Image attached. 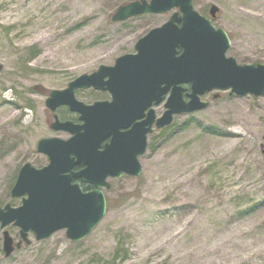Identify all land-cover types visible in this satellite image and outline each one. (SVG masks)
<instances>
[{"label": "rangeland", "instance_id": "obj_1", "mask_svg": "<svg viewBox=\"0 0 264 264\" xmlns=\"http://www.w3.org/2000/svg\"><path fill=\"white\" fill-rule=\"evenodd\" d=\"M131 0H0V206H19L11 187L21 165L41 167L38 139L68 138L49 124L78 122L76 112L50 111L45 99L99 64H111L148 29L168 19L146 13L122 21L111 15ZM230 38L227 55L264 64V0H194ZM91 88L75 97L90 103ZM219 96L213 98L212 94ZM208 105L176 114L166 130L148 136L141 174L108 178L106 211L82 239L65 228L37 240L28 231L0 264H264V95L213 90ZM163 102L154 106L162 113ZM87 188L81 178H73ZM6 229L16 241L19 227Z\"/></svg>", "mask_w": 264, "mask_h": 264}, {"label": "water", "instance_id": "obj_2", "mask_svg": "<svg viewBox=\"0 0 264 264\" xmlns=\"http://www.w3.org/2000/svg\"><path fill=\"white\" fill-rule=\"evenodd\" d=\"M173 7H178L181 14L173 12L164 23L140 37L134 45L136 53L120 55L113 65L101 64L94 72L74 78L66 88L49 92L45 104L50 110L66 104L78 113L80 122L60 121L54 115L50 127L67 131L70 136L39 139L35 149L46 154L48 163L36 168L26 162L18 170L10 194L26 196L19 206L6 203L0 207V227L12 222L19 227L20 239L14 242L3 229L5 256L22 241L29 243V230L37 240L62 228L73 241L89 233L105 213L101 188L109 186L106 178L140 174L138 156L145 151L146 133L155 118L153 109L147 113L145 109L159 103L168 91L166 109L155 122L157 128L168 125L174 113L206 107L207 102L199 95L214 88L230 87L229 93L237 95H264V64H238L227 57V34L194 10L193 0H134L119 5L112 20L163 13ZM216 11L211 4L210 16ZM183 83L189 84L188 100L183 98ZM89 86L109 91L111 100L90 104L78 101L75 89ZM139 118L143 119L137 121ZM131 123L129 129L121 130ZM106 138L109 140L99 149ZM80 163L83 168L73 171V166ZM75 177L94 188L82 191L78 182H72Z\"/></svg>", "mask_w": 264, "mask_h": 264}, {"label": "flooded vegetation", "instance_id": "obj_3", "mask_svg": "<svg viewBox=\"0 0 264 264\" xmlns=\"http://www.w3.org/2000/svg\"><path fill=\"white\" fill-rule=\"evenodd\" d=\"M91 90H93L92 92H94L96 95H98V97L93 98V99L91 100V102H94V101H103V100H108V101H110V100H111V96H110V93H109L108 91H106V90H97V89H93V88H91ZM137 121H138V119H137ZM131 126H132V123L129 124L127 127H121V130H122V131L127 130V129H129ZM108 140H109V138H108V139H107V138H106V139H103V140L101 141V143H100L99 148H102L103 145H104V143H105L106 141H108ZM82 168H83V164L80 163V164H76V165H74L73 168H72V170L77 171V170L82 169ZM86 187H87V188H83V191H87V190H90V189L92 188V187L89 188V186H86Z\"/></svg>", "mask_w": 264, "mask_h": 264}]
</instances>
